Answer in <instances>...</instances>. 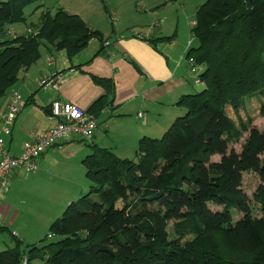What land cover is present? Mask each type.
<instances>
[{
  "label": "trees",
  "instance_id": "trees-1",
  "mask_svg": "<svg viewBox=\"0 0 264 264\" xmlns=\"http://www.w3.org/2000/svg\"><path fill=\"white\" fill-rule=\"evenodd\" d=\"M35 1L0 0V99L42 47L71 58L92 38L100 46L106 41L62 7L42 13L29 32L10 34L9 25L24 21L25 7ZM190 31L197 45L186 58L201 66L197 83L204 87L180 96L176 104L185 113L160 137L142 136L131 158L90 144L82 159L88 190L36 243H24L0 224L12 240L0 250V264H264V130L226 111L229 106L238 115L244 98L259 93L264 117V0H205ZM91 79L106 92L88 109L96 117L114 82ZM244 132L240 151L230 148ZM216 154L220 159L211 160ZM247 171L261 181L253 193L259 216L242 189ZM231 209L241 213L235 221Z\"/></svg>",
  "mask_w": 264,
  "mask_h": 264
},
{
  "label": "crops",
  "instance_id": "crops-1",
  "mask_svg": "<svg viewBox=\"0 0 264 264\" xmlns=\"http://www.w3.org/2000/svg\"><path fill=\"white\" fill-rule=\"evenodd\" d=\"M115 32L110 38L103 37L106 41L101 46L97 38H92L91 42L96 40L94 50L86 51L89 41L71 58L63 50L45 49L44 60L39 62L41 56L23 71L11 89L20 95V108L10 134L2 137L8 151L16 155L32 133L40 134L55 125L56 119L49 110L53 100L68 101L88 110L106 94L92 81L91 75L111 78L114 82L113 95L106 97L109 103L94 116L97 129L91 139L76 135L60 140L38 156L36 173L26 174L22 169L12 172L10 188L1 199L0 224L24 243H36L50 225L48 216V220L44 218V208L52 203V174L61 176L65 183L78 184V190L66 184L55 189L63 198L62 205H67L89 186L82 159L90 154V144L107 148L118 157L131 158L142 136L155 137L168 128L164 127L172 123L179 108L176 102L181 95L191 93V86L197 83L186 58L191 42L179 57L173 49L174 36L162 39L164 36H152L151 32ZM159 43H165L168 49H161ZM100 47L102 51L94 55ZM45 78L50 82L40 84ZM26 101L29 103L25 104ZM7 103L8 94L1 98L0 125ZM45 220L46 226H41ZM6 241L3 243L7 246L12 244L11 239Z\"/></svg>",
  "mask_w": 264,
  "mask_h": 264
},
{
  "label": "rangeland",
  "instance_id": "rangeland-1",
  "mask_svg": "<svg viewBox=\"0 0 264 264\" xmlns=\"http://www.w3.org/2000/svg\"><path fill=\"white\" fill-rule=\"evenodd\" d=\"M204 1L205 0H37L25 7L24 21L10 24L8 28L12 34L29 32L31 25L39 22L42 13L47 10L53 12L56 8L62 7L67 12L78 14L92 29L99 30L103 37L110 38L114 31H116L115 33L120 32L124 34L130 32L148 34L151 32L152 36H174L173 49L176 51L177 56L180 57L186 50V47H189L187 44L189 40L191 42L190 46L197 45V41L193 38V34L190 30L195 19L196 9ZM95 45V39L92 40V42L90 41V46L86 51L90 52V50H94ZM158 46L165 51L168 49V45H165V43H159ZM40 50L42 58L39 62L43 61L44 56L47 55L44 47ZM183 60L187 61L185 58H183ZM191 75L194 74L191 72ZM191 87L193 89L191 93H193L200 91L204 86L203 83H194ZM259 98H262V95L259 93L253 96H246L244 98L243 107L238 110V115H235L229 106H226V111L234 120L240 118L246 122L249 118L250 122H247L248 125L256 127L258 130H264V117L258 114ZM184 113L185 109L179 106L175 116H181ZM169 124L170 123L164 128L166 129ZM163 132L164 131H161L154 136L160 137ZM247 135L248 132H244L242 137L237 142L230 143L229 147L239 152L241 144L244 142ZM219 159L220 155L217 154L211 157L213 161H218ZM50 183L52 186L50 190L52 198L50 201H52V203L49 207L44 208V218H46V215L48 216L49 224L55 218L59 217L66 207V205H62L63 198L59 196V191L55 189L66 184L70 189L73 187L78 190L77 183H65V180L57 174H52L50 176ZM86 183L88 184L87 181ZM259 183H261V181L253 171L243 173L241 185L248 197L253 216L260 215L259 205L253 197L255 188ZM76 189L74 192H77ZM98 197V194H93L95 200H98ZM77 198L79 197H75L74 200H77ZM71 201L72 200L69 202ZM210 207L214 210L220 209V207L215 205H210ZM231 214L233 221L241 216V213L236 209H231ZM46 220L48 219L46 218ZM46 220L40 225L42 226L45 224L44 226H46ZM47 233L48 228L45 227L43 237ZM10 239L11 237L8 233H0V250L7 248V245H5L3 241H10Z\"/></svg>",
  "mask_w": 264,
  "mask_h": 264
},
{
  "label": "built area",
  "instance_id": "built-area-1",
  "mask_svg": "<svg viewBox=\"0 0 264 264\" xmlns=\"http://www.w3.org/2000/svg\"><path fill=\"white\" fill-rule=\"evenodd\" d=\"M190 41L188 42V45ZM190 71L198 82V72L201 66L194 63L192 57L187 59ZM49 83L46 78L40 84ZM1 107V101H0ZM20 108V95L17 91L10 90L6 109L1 113L0 125V204L2 195L10 188V177L14 170L22 169L26 174L36 173L38 170L37 158L46 149L52 147L60 140L70 139L76 135L85 140L91 139L97 129L94 116L87 109L68 101L55 99L50 103L51 116L56 119L55 125L40 134H31V139L22 144L21 151L11 154L4 144L2 135L10 134L11 125Z\"/></svg>",
  "mask_w": 264,
  "mask_h": 264
}]
</instances>
